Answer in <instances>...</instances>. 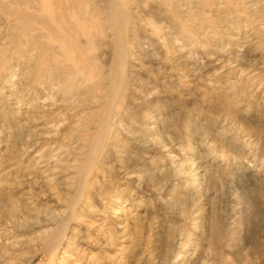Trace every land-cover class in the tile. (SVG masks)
<instances>
[{
	"label": "rangeland",
	"instance_id": "obj_1",
	"mask_svg": "<svg viewBox=\"0 0 264 264\" xmlns=\"http://www.w3.org/2000/svg\"><path fill=\"white\" fill-rule=\"evenodd\" d=\"M0 264H264V0H0Z\"/></svg>",
	"mask_w": 264,
	"mask_h": 264
}]
</instances>
